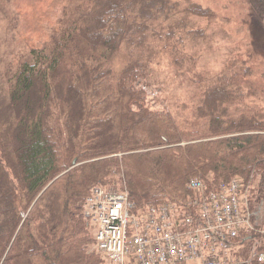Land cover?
<instances>
[{
  "label": "trees",
  "instance_id": "trees-1",
  "mask_svg": "<svg viewBox=\"0 0 264 264\" xmlns=\"http://www.w3.org/2000/svg\"><path fill=\"white\" fill-rule=\"evenodd\" d=\"M243 1L264 31V0ZM215 17L193 0H0V264H102L82 213L96 186L143 209L238 177L264 209V88L238 53L202 64Z\"/></svg>",
  "mask_w": 264,
  "mask_h": 264
},
{
  "label": "built area",
  "instance_id": "built-area-1",
  "mask_svg": "<svg viewBox=\"0 0 264 264\" xmlns=\"http://www.w3.org/2000/svg\"><path fill=\"white\" fill-rule=\"evenodd\" d=\"M181 206L137 209L121 187L96 186L83 205L95 227L102 264H264V209L238 177H192ZM258 238L250 246V234Z\"/></svg>",
  "mask_w": 264,
  "mask_h": 264
},
{
  "label": "rangeland",
  "instance_id": "rangeland-1",
  "mask_svg": "<svg viewBox=\"0 0 264 264\" xmlns=\"http://www.w3.org/2000/svg\"><path fill=\"white\" fill-rule=\"evenodd\" d=\"M193 1L209 7L216 15L211 22H201L208 26L207 30L212 35L210 50L203 57L202 64L209 70L218 71L229 55L238 53L253 67L254 74L249 84L254 88H264V31L249 20L246 3L243 0ZM3 51L4 47L0 46V56L4 55ZM124 61L122 53L117 54L115 67L123 66Z\"/></svg>",
  "mask_w": 264,
  "mask_h": 264
}]
</instances>
